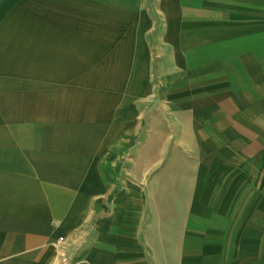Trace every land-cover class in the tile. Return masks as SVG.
I'll return each mask as SVG.
<instances>
[{
  "label": "crops",
  "instance_id": "1",
  "mask_svg": "<svg viewBox=\"0 0 264 264\" xmlns=\"http://www.w3.org/2000/svg\"><path fill=\"white\" fill-rule=\"evenodd\" d=\"M259 120L264 0H0V264H264Z\"/></svg>",
  "mask_w": 264,
  "mask_h": 264
},
{
  "label": "rangeland",
  "instance_id": "2",
  "mask_svg": "<svg viewBox=\"0 0 264 264\" xmlns=\"http://www.w3.org/2000/svg\"><path fill=\"white\" fill-rule=\"evenodd\" d=\"M257 123L259 124V126H262L263 123H264V120H259ZM145 185H147V184H145ZM205 187L208 190V193H207L208 198H205L206 200H204V201L207 204H209V207H217V206H219L220 205L219 204L220 199H217L214 196L216 194L215 192H217V187H219V186H217L215 183L212 182V183L205 184ZM241 188H242V190H241ZM232 192H234V194L236 193L235 197L234 198H230V200H228L227 205H228L230 211L234 212V216H233V218H234L233 219L234 227L237 228L240 225L239 223L242 220H243V222H246V219H247V221L249 220L251 223H255V224H257L258 222H262V215H259V218H258L253 213V207L255 206V203H256V199L254 198L255 194L253 193V191L251 189L248 190V187H246L245 183H244V185L235 184L233 186ZM146 207L149 208L148 205ZM247 208H249L248 216L245 213ZM241 212H244V214H241ZM219 213H220V211H218V214ZM219 220H221V219H219ZM214 233H218V232L215 231V232H213V234ZM239 233H241V232L238 231V230H235V231H232V232H228L226 234L224 232L221 233V234L218 233L219 234L218 236H214L211 232H209L206 237L211 235L210 238L219 237V238H228V239L230 238V239H232L234 237L237 238ZM248 234H249V237L251 239L252 238H256V239L258 238V239H260V241L261 240L264 241V225L262 227H260L259 230L258 229L249 230ZM256 244H258V243L256 242ZM258 249L260 251L262 249L264 250V243H263V245L259 244ZM227 250H228L227 247L223 248V253L227 254Z\"/></svg>",
  "mask_w": 264,
  "mask_h": 264
}]
</instances>
